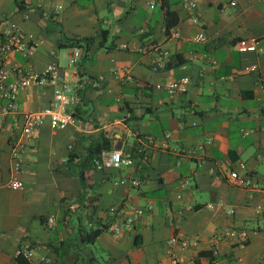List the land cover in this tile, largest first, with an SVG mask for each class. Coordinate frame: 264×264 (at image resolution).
Returning <instances> with one entry per match:
<instances>
[{"label": "crops", "instance_id": "crops-1", "mask_svg": "<svg viewBox=\"0 0 264 264\" xmlns=\"http://www.w3.org/2000/svg\"><path fill=\"white\" fill-rule=\"evenodd\" d=\"M229 1L194 0V8L187 9L182 0H22L23 7L0 0L2 16L37 40L29 56L12 53L6 67L17 63L37 71L56 63L64 79H75L79 100L72 110L82 121L55 129L44 121L22 139L15 173L23 183L19 189L6 183L20 112L47 106L54 85L19 87L14 107L1 116L0 264H16V249L27 244L37 264H166L171 235L177 237L171 249L178 264L259 262L264 254V0ZM165 7L176 13L175 37L168 36ZM101 29L106 32L100 45ZM199 31L205 39L192 40ZM84 36H90L89 47L76 64L65 62L68 45L61 63L59 43ZM249 36L257 39L256 47L238 50L237 40ZM161 50L164 65L153 68L150 60ZM182 76L188 77L183 88L167 87ZM11 78L10 73L6 79ZM98 132L133 161L118 169H91L82 191L65 158L68 151L82 154L85 136ZM180 146L196 150L188 155L175 150ZM231 168L246 171L256 187L231 184L226 179ZM123 173L136 176L138 185L114 183ZM130 206L145 209L113 232L111 225ZM48 215L50 226L44 223ZM102 224L93 241L80 235Z\"/></svg>", "mask_w": 264, "mask_h": 264}, {"label": "built area", "instance_id": "built-area-1", "mask_svg": "<svg viewBox=\"0 0 264 264\" xmlns=\"http://www.w3.org/2000/svg\"><path fill=\"white\" fill-rule=\"evenodd\" d=\"M235 0H230L229 3L233 4ZM183 7L187 9H193L194 0H182ZM57 8L61 7L60 4L56 5ZM191 21L197 20V14L192 13L190 15ZM0 22H4L3 28H0V127L1 116L14 107L15 94L19 87L27 86L30 84H41L48 82L54 85L52 97L47 106L37 110H25L20 112L19 131L16 139L13 141L10 147L9 154L12 159V174L7 180L6 185L11 188L23 187L22 181L15 175L18 171V161L16 159L18 153V146L22 145V139L29 136L35 126L46 122L51 128H63L69 124H80L81 119L73 113L72 105L78 102L79 96L75 91L76 84L75 79H64L63 74H59L56 71V63H48L42 70H31L20 64H13L6 67L9 57L12 53H19L21 57L25 58L29 56L32 49L37 43L36 38L31 32H22L17 24L12 20H6L0 13ZM168 36L175 37L178 35V27L176 24L170 26L167 29ZM204 34L199 31L192 35V40H204ZM257 39L254 36H249L237 40L236 48L243 50L247 45L255 46ZM145 47L142 48V50ZM82 52V48L78 45L72 44L68 46V53L65 56V62L68 66H74L79 59ZM166 54L165 50H161L158 53L157 58L150 60V65L153 68H160L164 65L163 58ZM249 69H253L254 65H250ZM12 74L11 80L6 78ZM125 79H131L129 73H124ZM188 80L187 76H182L179 80H173L167 83L168 88H183V84ZM260 88L264 89V71L260 74ZM168 135V132L165 133ZM197 148H201V144H198ZM177 151L186 152L188 155H193L196 148H184L178 147ZM132 157L128 152H124L119 147L103 148L94 156L92 163L95 169H111L121 168L132 164ZM239 168H244V164L239 162ZM226 179L233 185L254 188L256 182L246 173V171H240L235 168L228 170ZM114 183H126L133 186L138 185L139 179L136 176H131L128 173L120 174ZM147 205L146 208H149ZM115 208L110 207V211ZM145 208L130 206L127 214L123 216L120 222H115L111 225L113 232H118L121 228L129 226L134 219H136ZM53 221V217L48 215L44 221L46 226H50ZM233 232V231H232ZM241 240L246 237V232L240 230L236 232ZM177 240L175 235H171L167 239V253L168 262L166 264H178L180 257L176 255L171 249V244ZM15 254H20L26 261V264H37V261L33 257V247L29 244L16 249ZM216 263V261L214 262ZM153 264H163L161 262H154ZM257 264H264V254L260 257Z\"/></svg>", "mask_w": 264, "mask_h": 264}, {"label": "trees", "instance_id": "trees-1", "mask_svg": "<svg viewBox=\"0 0 264 264\" xmlns=\"http://www.w3.org/2000/svg\"><path fill=\"white\" fill-rule=\"evenodd\" d=\"M12 2L18 7H23L22 5H24L22 3V0H12ZM164 17L166 29L175 24L176 13L172 8L165 7ZM105 32V29H101V37L99 40L100 45L103 44V37L105 36ZM89 43L90 36L72 37L60 42L59 46H69L72 44L78 45L82 48V54L89 47ZM165 65H168V63H166ZM73 113L75 114L74 110ZM85 137L87 140L82 143V148L84 150L83 153L78 155L73 151H68L67 156L65 158L67 171L78 179L82 191H84V179L87 177L91 169H95L92 163L94 156L98 153V151L103 148H111V139L108 136L102 134L101 132H98L96 135L93 136L86 135ZM140 155H142V153ZM82 191L80 190V193H83ZM104 227L105 225L103 224L95 227H88L87 229L81 231L80 235L85 241H93L96 235H98ZM14 260L16 264H26L25 259L20 254H15Z\"/></svg>", "mask_w": 264, "mask_h": 264}, {"label": "rangeland", "instance_id": "rangeland-1", "mask_svg": "<svg viewBox=\"0 0 264 264\" xmlns=\"http://www.w3.org/2000/svg\"><path fill=\"white\" fill-rule=\"evenodd\" d=\"M107 13H105L106 15ZM67 52V47L66 46H60L58 47V55H59V61L62 63L64 61V55L66 54ZM70 222L71 223H74L75 222V219H70Z\"/></svg>", "mask_w": 264, "mask_h": 264}]
</instances>
